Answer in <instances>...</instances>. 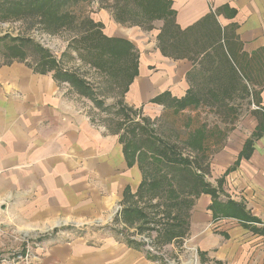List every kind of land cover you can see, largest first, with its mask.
I'll return each mask as SVG.
<instances>
[{"label":"crops","instance_id":"obj_1","mask_svg":"<svg viewBox=\"0 0 264 264\" xmlns=\"http://www.w3.org/2000/svg\"><path fill=\"white\" fill-rule=\"evenodd\" d=\"M148 1L166 3L167 11L149 16L142 8L149 23L138 30L114 28L99 16L111 27L107 35L131 41L139 52L123 101L146 111L147 104H162L151 100L166 91L199 100L192 72L203 58L218 92L251 84L255 103L249 118L207 164L216 201L210 193L196 196L186 237L208 261L264 264V131L252 137L264 113V0ZM13 56L0 64V264H8L4 257L11 264H153L141 242L105 222L115 206L124 205L128 188L136 191L141 181L124 140L87 117L75 103L79 92L75 96L55 69ZM217 201L239 204L249 218L217 217ZM84 224L115 233L91 230L89 236ZM50 228L31 240L27 260L4 253L21 246L22 234Z\"/></svg>","mask_w":264,"mask_h":264},{"label":"rangeland","instance_id":"obj_2","mask_svg":"<svg viewBox=\"0 0 264 264\" xmlns=\"http://www.w3.org/2000/svg\"><path fill=\"white\" fill-rule=\"evenodd\" d=\"M3 1L0 0V64L18 54L27 56L29 63L32 60L39 61L38 65L42 69L50 66L57 70L56 75L61 74L60 78L64 77L62 71L74 74L88 82L95 94L90 97L88 94L78 93L75 86H71V82L66 80L71 84H67L71 86L69 90L74 95L78 93L76 105L92 122L116 132L124 142L131 139L139 144V139L145 137L136 129L137 125L146 126L148 135L150 134L148 141L144 140L142 143L139 155L135 153L134 158L129 157L133 158L130 163H134L141 174L136 191L132 192L128 188L123 198L124 205L115 206L105 222L112 224L115 231L117 228L122 234L141 242L152 254L153 264H221L208 261L198 251V247L187 239L188 236L186 237L190 209L196 198L193 192L198 185L192 184L190 176L197 173L202 175L203 181L209 182L205 173L213 153L223 146L230 133L239 128L242 125L240 122L249 118V111L253 110L255 98L251 97L249 91L252 89L251 84H236L237 92L230 94L218 92L216 87L219 82L211 79L213 75L207 67L208 62L203 58L199 69L192 72L195 81L193 88L200 96L199 104L179 111L171 103L167 106L147 104L145 109L148 106L150 108L146 111L140 107L134 108L123 101V85L132 70L133 57L138 67V50L131 53L124 45L123 53L112 59V63L106 61L108 65L103 70L102 59L97 53L86 49V34L97 31L98 34H95L98 40L107 44L100 36L111 37L106 34L111 27L109 23H101V13L108 22H112L114 28L124 31L138 30L135 28L138 24L147 26L149 21L141 12L140 0H80L66 7L70 9L73 20L59 26H55L53 21H45L40 12L25 11L26 13L17 14L6 11L1 3ZM90 19L97 22V26H93ZM12 38L18 40L13 42ZM19 39H30L47 53L35 49L31 42L26 41L22 47H10L13 43L19 45ZM227 84L225 83L226 86ZM121 104L125 106L119 110ZM196 129L204 133L201 148L190 144V135ZM241 129L244 131L243 126ZM152 141L164 146L166 154L151 150L149 147ZM145 148H148V152L144 155L142 152L146 151ZM178 221L186 230L185 234L167 239L169 230L180 227ZM87 226L89 225L84 224L83 227ZM113 228L103 230L94 225L89 226L84 233H90L91 236L93 234L90 231L93 230L95 233L109 231L114 234ZM51 232L52 228L37 235L22 234L19 237L21 246L16 249L6 247L4 253L24 254L25 250H29L33 238L36 240Z\"/></svg>","mask_w":264,"mask_h":264},{"label":"trees","instance_id":"obj_3","mask_svg":"<svg viewBox=\"0 0 264 264\" xmlns=\"http://www.w3.org/2000/svg\"><path fill=\"white\" fill-rule=\"evenodd\" d=\"M78 1H80V0H4L1 3L4 4L3 6H4V9L6 11H12L13 13H17V14L26 13V12H40L41 14H43L44 20L46 19V20L53 21L55 26H59L61 23H62V25L63 24L66 25L68 22H71L73 20V17L71 16L70 9H67L66 7H68V4L70 6L71 4H74L75 2H78ZM140 1L142 2L141 9L144 8L146 13L149 16L160 15L162 12L167 11L166 3L150 2L148 0H140ZM159 3H160V5H159ZM89 21L93 26L94 25L97 26V22L96 23L93 22L92 19H90ZM96 32L97 31H95V32L90 31V32H88V34H86V36L88 37L86 49L91 50L94 54L97 53L98 57H100L102 59V61L104 62V65L101 68L103 70H106V69H104V67L106 68V65H108V63L106 61L109 60L112 63V61H113L112 59L117 58L121 53H123V46L124 45L127 46L128 51L130 50L131 53H132V51H134V49H133L134 46L130 41H128L124 38H118V37L117 38L116 37H107L106 38L104 36H100L101 38H103L107 42V44H106V43H103V42L98 40V37L96 36V34H98V32L97 33ZM11 40L13 42H16L18 40V38H16V39L12 38ZM21 40L22 39H19V45H16L15 43H13V44H11L10 47H17V48L19 46L22 47L24 45L23 44L24 41H26L27 43L31 42L30 43L31 46L34 47L35 49H38L40 51H43L44 53H47V51L45 49H42L39 46V44L34 43L30 39H23L22 41ZM15 50H17V49H15ZM134 59L135 58L133 57L132 70L130 71V73L128 75L127 81L123 85V92H125L127 90L128 85L130 84V81L133 79V76L137 73L136 60H134ZM89 62L91 63L90 60H89ZM96 64L99 65L98 62ZM99 66H97V67H99ZM125 67H127V66L125 65ZM62 72H63L62 75L64 76L63 78L65 80H68L69 82H71V84L73 86H75L74 88H76L79 93L88 94L90 97L93 96L94 93H93L92 89L90 88V85L88 84V82H86L84 79H82L80 77L79 78L76 77V75H74V74H68L65 71H62ZM151 101L157 102V103H162L163 105H166V106H167V104L171 103L175 109H180V108L186 107L187 105H189L191 103H194V102L197 103V101H199V100L198 99L194 100L191 95H188V96L181 98V99H176L174 97H171L170 93L168 91H166V92H163V93L157 95ZM124 106H125L124 104L123 105L121 104L118 107V109L121 110L122 108H124ZM126 109H128V108H126ZM136 129L140 130V133L145 135L144 138L141 137L139 139L140 143L137 144L136 140H131V139L124 142V149L126 151V154L128 155V157L132 156L133 158L136 154L139 155L140 150H141L140 148L143 147L142 143L144 142V140H146V142H147L149 139V135H150V134L148 135V130L146 129V126H138L137 125ZM263 131H264V113L262 114V120L259 121L258 125L256 126V130L253 132L252 137L260 136ZM203 138H204L203 131L200 129H196L194 131V133L192 135H190V139H191L190 144L193 147L201 148ZM251 141H252V139H250V140L248 139L246 141L244 148H243V151H242V154H244L246 156H248L250 154V152H251ZM149 148L151 150L159 153V154H166V149L164 148V146H161L156 141H152L150 143ZM145 149H146V151L142 152L144 155L148 152V148H145ZM133 158H129V162H131L130 159H133ZM177 158H181V157L177 156ZM190 177L193 181L192 184L197 185V183H198L193 194H195L197 196L201 192L210 193L213 197L212 202L216 201V195H215L216 194V188L214 186H212L207 181H203L204 179L202 180V175H199L197 173H194L193 176L191 175ZM220 183H221V180H219V184ZM213 208H214V211H215V214L217 217H230L231 216V217L236 218L240 221H245L246 218H249V217H247L246 213L244 212L242 206H240L237 203L234 204L232 202L231 203L228 202V204H226V206H224L222 202L217 201V204H215V206ZM178 223L180 224V227H177L176 229L174 228V230L173 229L169 230L170 234L166 235L167 239L182 237L185 234L186 230L183 227H181V223L179 221H178ZM175 225H177V222H175ZM260 230L264 233V228H261Z\"/></svg>","mask_w":264,"mask_h":264},{"label":"built area","instance_id":"obj_4","mask_svg":"<svg viewBox=\"0 0 264 264\" xmlns=\"http://www.w3.org/2000/svg\"><path fill=\"white\" fill-rule=\"evenodd\" d=\"M263 224H264V222H263ZM11 255H14V259H23L24 261L25 260H27L28 259V250H25V253L24 254H21V253H13V254H11ZM16 257H18V258H16ZM11 260H13V259H11L10 257H4L3 258V261H5V262H7V263H9V264H11Z\"/></svg>","mask_w":264,"mask_h":264}]
</instances>
